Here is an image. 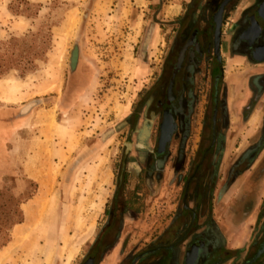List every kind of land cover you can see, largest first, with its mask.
<instances>
[{
	"label": "rangeland",
	"instance_id": "374dc122",
	"mask_svg": "<svg viewBox=\"0 0 264 264\" xmlns=\"http://www.w3.org/2000/svg\"><path fill=\"white\" fill-rule=\"evenodd\" d=\"M187 1L0 0V223L18 213L21 220L8 231L0 264H78L85 256L115 191L124 143L156 112L158 79L169 76L175 22ZM236 18L224 27L225 41ZM227 47L226 110L234 123L252 119L231 124L237 141L222 179L264 127V95L251 99L247 89L249 75L264 66L232 62ZM262 180L252 189L253 243L264 221ZM251 208L246 203L241 213Z\"/></svg>",
	"mask_w": 264,
	"mask_h": 264
},
{
	"label": "flooded vegetation",
	"instance_id": "af4514ba",
	"mask_svg": "<svg viewBox=\"0 0 264 264\" xmlns=\"http://www.w3.org/2000/svg\"><path fill=\"white\" fill-rule=\"evenodd\" d=\"M239 1L188 0L186 2L184 14L175 22L169 76L166 80L162 75L159 76L160 96L153 102L156 112L152 113L150 119H144L142 134H140V138L147 142H150L151 138L155 141L154 151H149L148 148L146 150L142 144H135V147H132L130 142L132 134L128 136L117 172L115 191L106 208L104 222L78 264H104L109 262V257H111L109 264L224 263L223 257L227 258V253L222 250L218 230L209 219L202 227L194 228L192 231L191 225L171 243L162 244L165 237H176L172 234V228L177 220L176 209L170 213L172 217L170 225L162 232H157L155 239L149 245L125 246L126 242L120 244V241L123 236L124 217L131 213L139 214L140 206L136 196L141 190V184L146 187L153 178L159 183L164 171L170 168L186 166L190 171L183 190V198L186 200L195 199L194 191L193 189L190 191V186L196 180L198 173H203L205 178L204 195H207L210 189V201L213 190L220 181L222 184H219L220 193L215 197L216 200H219L228 188L235 185L246 174L244 186L251 189L250 197L252 189L263 181L264 159H261V156L264 151V127L257 141L236 156L226 169L223 179L220 170L228 130L223 88L225 55L222 52V46L224 44L228 46V55L231 58H242L254 67L264 66V62L256 61L263 58V52L260 49L264 46V20L260 18L258 11L264 0H254L252 5L242 10L237 18L231 21L229 39L227 41L223 39L224 27L229 25L227 21L230 15L236 13ZM224 2H226L225 6L216 22L215 16ZM217 28L218 36H216ZM216 41H218V54L215 51ZM247 89L252 94L251 99L262 97L264 72L249 77ZM200 108L207 110V114L203 113L200 117L198 113ZM166 112L170 115L171 135L170 139L162 144L161 139L165 135L162 125L166 121ZM128 118L126 120H130ZM136 119L137 116L134 119V126ZM197 124L200 125L198 134L195 133ZM128 126L131 127L130 124ZM195 137H198V145L193 150ZM132 152L137 156L132 158L133 156L129 155ZM141 161H145L147 165V172L143 174L141 173L145 169L143 165L141 166ZM137 168L142 172L138 174V177L135 176L138 182L134 187L136 193L127 195L125 188L128 172L131 169L136 171ZM152 168L154 172L156 171L154 174L156 177L149 174ZM147 187L149 194L150 186ZM174 200L176 203L177 197ZM188 212L194 223L197 219L196 213L192 210ZM260 228V235L254 240L252 246L255 254L242 264L254 261L257 253L263 248L264 221ZM117 244L120 245L117 247ZM182 245L184 247H181ZM262 259L264 254L260 260ZM260 260L257 259L252 264H257Z\"/></svg>",
	"mask_w": 264,
	"mask_h": 264
},
{
	"label": "crops",
	"instance_id": "0c3cea01",
	"mask_svg": "<svg viewBox=\"0 0 264 264\" xmlns=\"http://www.w3.org/2000/svg\"><path fill=\"white\" fill-rule=\"evenodd\" d=\"M254 0H240L236 9V15H238L242 10L252 5ZM232 62L241 60L242 58H232ZM242 73V72H241ZM261 71L257 69L249 75L256 76L261 74ZM244 76H242L243 78ZM248 77V78H249ZM225 78V77H224ZM241 79V78H240ZM238 81V79H237ZM235 83V81H234ZM251 100V99H250ZM250 102V101H248ZM244 108V107H243ZM201 109V108H200ZM243 110V109H242ZM226 112L229 114L228 118V130L227 135L225 138L224 143V153L223 158L229 156L234 150L231 149L232 143L236 142V138H232L230 130L232 129L231 124H237L239 121L242 123L244 122L247 124L251 121L252 118H238V122L234 123L232 116H231V109L229 106L227 107ZM130 116L129 111L125 115L127 119ZM242 116V114L240 115ZM125 120V119H124ZM144 119H140L138 123H136V129L133 130L132 136L130 137V142L132 147H135V144H142L146 147V150L154 151V140H144L140 138V134H142V129L144 126ZM238 125H240L238 123ZM152 127V126H151ZM200 131V125H196L195 133L198 134ZM153 137V136H152ZM154 139V137H153ZM153 141L152 149L149 148L148 144H151ZM208 142V141H207ZM198 145V137H195L193 140V150L196 149ZM231 145V146H230ZM236 145V143H235ZM143 147V148H144ZM137 148V147H136ZM148 148V149H147ZM133 148H131L132 150ZM187 149V147H186ZM134 151V150H133ZM142 152V151H141ZM145 152V151H143ZM176 152V151H175ZM130 156L136 157L137 155L132 152L129 154ZM178 156V155H177ZM141 166H144L145 171H140L137 168L136 171L134 169L129 170L128 172V180L127 186L125 188L126 194L136 193L134 187L137 185V180L135 176L138 177L140 172L146 173L147 165H145V161L140 162ZM152 176H154L155 172L154 169L150 170ZM158 172V171H157ZM190 171L188 168L184 166L183 168L177 166L164 171L163 175L161 176V181L158 183L157 181L151 180L149 182L150 186V193H147V186L145 187L144 184H141V190L136 196L138 199V205L140 206L139 214L135 215L134 213L128 214L124 217L122 221V230L123 236L121 237V242H126L125 246H134V245H149L152 240L155 239L157 232H162L165 230L171 222L170 213L176 209L177 212V220L172 228V234L176 235V237H165L162 241V244H169L174 239H177L183 232L187 231L188 228L192 225L191 230L197 229L203 226L207 219L211 220L215 227L218 230V237L221 241V248L224 252L227 253V258L223 257L224 263L223 264H242L244 263L245 259L244 256L250 252V250L255 252V249H251L253 246V229L256 223V210L258 209V203L256 197L253 195L250 197L251 189L245 188L244 184L246 182L247 174L242 177L235 185L228 188L226 192L221 195L219 200H216L218 193H220L219 183L213 190V203L215 202V217L212 216L208 217V206L210 204V189L207 195H204V185H205V178L203 177V173H198L196 180L190 186V191L193 189L195 194L194 200H186L183 198V190L186 184L187 174L189 175ZM156 177V175L154 176ZM177 181H176V180ZM181 179V180H180ZM141 182V181H139ZM175 182V183H174ZM178 182V183H176ZM240 185V186H239ZM239 186V187H238ZM206 193V192H205ZM252 194V193H251ZM175 197H177V202L175 203ZM246 198V199H245ZM249 203L252 207L250 212L241 213V206ZM257 205V206H256ZM160 206V208H159ZM226 207V208H224ZM189 210H192L196 213L197 219L193 223L194 220L190 217ZM248 215V216H247ZM194 219V218H193ZM127 236V237H125ZM125 238V239H124ZM117 244V247L118 245ZM185 245V244H184ZM182 245L181 247H184ZM255 254V253H254ZM232 255V256H231ZM234 255H242L241 258H238ZM229 256V257H228ZM109 262H105L104 264H109L111 261V257L108 259Z\"/></svg>",
	"mask_w": 264,
	"mask_h": 264
},
{
	"label": "water",
	"instance_id": "95a60500",
	"mask_svg": "<svg viewBox=\"0 0 264 264\" xmlns=\"http://www.w3.org/2000/svg\"><path fill=\"white\" fill-rule=\"evenodd\" d=\"M225 3L226 2H224L222 4L218 13L215 16L216 22H218V20L220 18V15H221V12L225 6ZM258 14H259L260 18H262L264 20V3L260 6ZM218 33H219V30L217 28L216 36H218ZM215 46H216L215 51L218 54V52H219L218 41H216ZM260 50L263 52V58L257 59L256 60L257 63H263L264 62V46L261 47ZM165 120H166L165 123L162 125L163 132H164L163 134H165L162 136V139H161L162 144L166 143L170 139V135H171L170 115L168 112L165 113ZM263 254H264V245H263V248L257 253V256L255 257L254 261H252L251 263H248V264H252V263L256 262V260L259 259Z\"/></svg>",
	"mask_w": 264,
	"mask_h": 264
},
{
	"label": "trees",
	"instance_id": "16d2710c",
	"mask_svg": "<svg viewBox=\"0 0 264 264\" xmlns=\"http://www.w3.org/2000/svg\"><path fill=\"white\" fill-rule=\"evenodd\" d=\"M1 75V74H0ZM16 221H12V223H8V221L5 219H3V221H1L0 223V249L3 248L8 242H9V238H8V231L11 227V225H13L14 223H19L21 220L19 219V213H18V218H16Z\"/></svg>",
	"mask_w": 264,
	"mask_h": 264
},
{
	"label": "bare ground",
	"instance_id": "6f19581e",
	"mask_svg": "<svg viewBox=\"0 0 264 264\" xmlns=\"http://www.w3.org/2000/svg\"><path fill=\"white\" fill-rule=\"evenodd\" d=\"M76 19V18H75ZM76 21V20H75ZM72 25V24H71Z\"/></svg>",
	"mask_w": 264,
	"mask_h": 264
}]
</instances>
